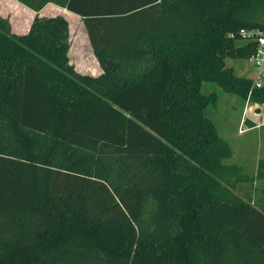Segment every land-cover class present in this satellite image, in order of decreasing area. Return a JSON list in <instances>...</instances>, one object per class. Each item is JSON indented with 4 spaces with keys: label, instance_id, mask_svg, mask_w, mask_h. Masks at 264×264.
<instances>
[{
    "label": "trees",
    "instance_id": "obj_1",
    "mask_svg": "<svg viewBox=\"0 0 264 264\" xmlns=\"http://www.w3.org/2000/svg\"><path fill=\"white\" fill-rule=\"evenodd\" d=\"M256 3L69 0L97 76L66 18L0 15V264H264V209L221 182L237 169L202 90L264 105L227 66L258 53Z\"/></svg>",
    "mask_w": 264,
    "mask_h": 264
},
{
    "label": "rangeland",
    "instance_id": "obj_2",
    "mask_svg": "<svg viewBox=\"0 0 264 264\" xmlns=\"http://www.w3.org/2000/svg\"><path fill=\"white\" fill-rule=\"evenodd\" d=\"M16 14L17 12H0L2 17L11 22L14 32L25 34L32 26V18L25 17L24 23ZM244 18L264 24V4H254ZM71 23L73 30L72 63L79 72L95 76L100 69L88 45L83 28L81 24L78 25L72 21ZM79 29L82 32L80 38L78 37ZM227 66L234 68L240 77L256 78L259 73L252 60L228 59ZM202 90L204 93L213 91L218 93L217 107L209 111V116L215 121L220 137L232 148L233 155L226 164L237 169V173L230 171V175L222 177L221 182L228 185L232 193L238 197L248 201L252 199L254 203L258 200L256 206L264 209V177L258 176L260 162L264 160V127L250 132H241L245 128L241 124L243 102L238 97L216 88L215 85L204 84ZM262 170H264V164Z\"/></svg>",
    "mask_w": 264,
    "mask_h": 264
},
{
    "label": "crops",
    "instance_id": "obj_3",
    "mask_svg": "<svg viewBox=\"0 0 264 264\" xmlns=\"http://www.w3.org/2000/svg\"><path fill=\"white\" fill-rule=\"evenodd\" d=\"M68 1L69 0H0V12H17L16 16L19 19H22L24 23L26 21L25 17H27V19L32 18V20H31L32 24H33L36 17L53 18V17H57V16H62L64 18H66L70 24L71 49H70L69 56L71 59V50H72V46H73L72 45V43H73V36H72L73 30H72L71 21L74 23H77L78 25L81 24L83 31L85 33V36L87 38V41L89 43L88 45H89L91 50H92V47L90 44V40H89L87 31L85 29L82 17L72 13L73 11L66 8V4ZM76 1H77L78 5L81 6V2L84 3V2H87L88 0H76ZM78 28H79V26H78ZM29 30H30V28H29ZM29 30L26 33H28ZM81 36H82V32L80 30L78 33V37L80 38ZM75 37H76V35H75ZM92 52H93V50H92ZM93 56H94V58L98 64L99 69H100V72H98V74H97V75H99L101 73V68H100V65H99L95 55H94V52H93ZM71 63H72V59H71ZM258 70H259V73L256 76V78H250V79L256 80L261 72L264 73V62H263V66L260 69L258 68ZM80 73H82V72H80ZM97 75H95V76H97ZM242 109L243 110H242L241 124L244 125L245 128L243 130H241V132L242 131H249L250 132L253 130L260 129L261 127H264V105L259 106L258 104L247 102V103H243ZM243 114H244V117H243Z\"/></svg>",
    "mask_w": 264,
    "mask_h": 264
},
{
    "label": "built area",
    "instance_id": "obj_4",
    "mask_svg": "<svg viewBox=\"0 0 264 264\" xmlns=\"http://www.w3.org/2000/svg\"><path fill=\"white\" fill-rule=\"evenodd\" d=\"M244 36H257L259 38V50L256 56L252 57V61L255 62L257 68H261L264 62V32L260 30H254L252 32H241ZM264 86V73L261 72L256 80H254L255 88H262Z\"/></svg>",
    "mask_w": 264,
    "mask_h": 264
}]
</instances>
